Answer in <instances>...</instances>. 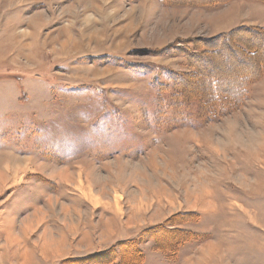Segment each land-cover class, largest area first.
Masks as SVG:
<instances>
[{
    "label": "rangeland",
    "instance_id": "obj_1",
    "mask_svg": "<svg viewBox=\"0 0 264 264\" xmlns=\"http://www.w3.org/2000/svg\"><path fill=\"white\" fill-rule=\"evenodd\" d=\"M188 1L0 0V264H264V0Z\"/></svg>",
    "mask_w": 264,
    "mask_h": 264
},
{
    "label": "trees",
    "instance_id": "obj_2",
    "mask_svg": "<svg viewBox=\"0 0 264 264\" xmlns=\"http://www.w3.org/2000/svg\"><path fill=\"white\" fill-rule=\"evenodd\" d=\"M192 1H193V4H195V3H200L201 5H208V4H212V3H220V2H222V3H225V2H227V1H229V0H208V1H210V2H208V1H205V0H189L188 1V3H192ZM196 5V4H195ZM241 31L242 32H244V33H249L250 35V38L251 39H254V40H256V41H258V39L260 38V39H263L264 40V36H262V35H260V34H258V32L260 31V32H262V30L261 29H259V28H250V27H244V26H241V28L239 27V28H237V29H235V30H233V31H231V32H229V33H227L226 35H224V37L225 38H229L233 33L234 34H236V33H241ZM248 36V37H249ZM229 40V41H228ZM227 40V42H228V49H230L231 51H233V55H237V56H239V55H243L242 53V50L240 51V49H239V47L240 46H233L232 45V42H230V39H228ZM259 42V41H258ZM245 43H246V40H245ZM245 43L244 42H242V44L243 45H245ZM252 44H254V45H257V46H259L258 44H256V43H252ZM260 44H264V41L263 42H261ZM259 53H261V50L259 51V49H258V53H257V55L259 54ZM251 54H254V52H251ZM244 56V55H243ZM214 80V79H213ZM217 90V89H216ZM135 240L136 239H131V240H127V241H123L122 243H121V245H124V244H129V243H135V245H136V242H135ZM120 245V246H121Z\"/></svg>",
    "mask_w": 264,
    "mask_h": 264
}]
</instances>
